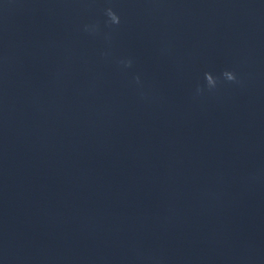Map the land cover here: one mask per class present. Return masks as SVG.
I'll return each instance as SVG.
<instances>
[{"label": "clouds", "instance_id": "obj_1", "mask_svg": "<svg viewBox=\"0 0 264 264\" xmlns=\"http://www.w3.org/2000/svg\"><path fill=\"white\" fill-rule=\"evenodd\" d=\"M104 14L107 17V20L105 21L107 25L118 26L121 23L120 16L117 14V12L113 10V8L111 7L106 8L104 10ZM85 31L95 34L98 31V25H95V24L86 25ZM119 63L122 64L125 68H130L133 62L131 59H127V60H121L119 61ZM221 75L225 81L237 82V76L235 72L233 71L225 70ZM218 80L219 78L214 77L211 73H208V72L205 73L206 86L209 90H213L217 87ZM136 82L137 83L140 82V78L138 76L136 77ZM200 91H202V89L198 88L197 92H200Z\"/></svg>", "mask_w": 264, "mask_h": 264}]
</instances>
